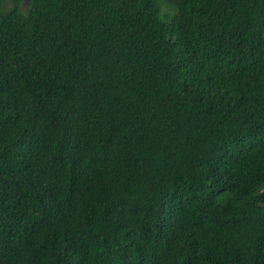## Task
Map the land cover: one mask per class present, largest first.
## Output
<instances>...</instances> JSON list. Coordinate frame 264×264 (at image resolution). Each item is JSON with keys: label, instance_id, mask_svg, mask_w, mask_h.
I'll list each match as a JSON object with an SVG mask.
<instances>
[{"label": "trees", "instance_id": "16d2710c", "mask_svg": "<svg viewBox=\"0 0 264 264\" xmlns=\"http://www.w3.org/2000/svg\"><path fill=\"white\" fill-rule=\"evenodd\" d=\"M0 264H264V0H0Z\"/></svg>", "mask_w": 264, "mask_h": 264}]
</instances>
